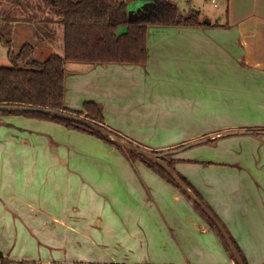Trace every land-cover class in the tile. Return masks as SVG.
I'll use <instances>...</instances> for the list:
<instances>
[{
  "label": "crops",
  "instance_id": "crops-1",
  "mask_svg": "<svg viewBox=\"0 0 264 264\" xmlns=\"http://www.w3.org/2000/svg\"><path fill=\"white\" fill-rule=\"evenodd\" d=\"M222 2L205 28L150 29L145 67L68 63L65 106L95 102L114 133L172 151L176 173L245 261L264 264V0ZM62 19L42 0H0V34L16 52L30 44L34 57L64 56ZM8 53L0 44L1 65ZM20 241L43 247L46 264H235L192 202L141 160L79 130L6 115L0 255L18 261Z\"/></svg>",
  "mask_w": 264,
  "mask_h": 264
},
{
  "label": "trees",
  "instance_id": "trees-1",
  "mask_svg": "<svg viewBox=\"0 0 264 264\" xmlns=\"http://www.w3.org/2000/svg\"><path fill=\"white\" fill-rule=\"evenodd\" d=\"M42 1L47 7L54 9L63 18L64 56L51 55L45 61L39 62L34 57L35 49L32 45L25 44L16 52L13 43L0 34V44L8 48V58L11 64L8 67H0V106H26L65 112L83 117L97 125L105 127L111 132L113 131L108 128L103 109L99 104L87 102L80 112H73L66 108L67 64H116L145 67L150 59L148 45L150 29L207 27L205 23L200 22L198 13L184 17L180 14L176 4L170 0ZM135 4H140L141 6L132 8ZM6 115H20L36 120L55 122L69 129L79 130L96 136L118 148L130 160H141L162 178L176 186L192 202L211 227L218 233L225 248L230 252L225 239L216 225L182 191L171 176L155 162L124 150L110 139L72 122L43 114L0 112V116ZM152 152L159 154L166 151ZM163 160L175 171V163L178 160L171 159V155L166 156ZM179 177L201 199L186 179L181 176ZM232 241L244 264H248L235 241L233 239ZM230 255L235 264H237L231 252ZM7 263L8 261L3 255H0V264Z\"/></svg>",
  "mask_w": 264,
  "mask_h": 264
},
{
  "label": "water",
  "instance_id": "water-1",
  "mask_svg": "<svg viewBox=\"0 0 264 264\" xmlns=\"http://www.w3.org/2000/svg\"><path fill=\"white\" fill-rule=\"evenodd\" d=\"M205 24L210 25V21H206ZM0 112L7 113H20V114H43L46 116H50L52 118L65 120L68 122H72L83 127H86L93 132L100 134L101 136L110 139L112 142L127 150L129 152L135 153L136 155L143 157L145 159L151 160L161 166L173 179V181L182 189V191L205 213V215L216 225V227L221 232L223 238L225 239L230 252L237 264H244L238 250L236 249L232 239L230 238L228 232L224 228L223 224L220 220L214 215V213L210 210V208L184 183V181L179 177V175L171 169L165 162L164 158L168 155L172 154V151H166L164 153H153L152 151L143 149L123 137L118 136L117 134L111 132L110 130L97 125L83 117H79L77 115L59 112L51 109H42L35 107H26V106H13V105H4L0 106ZM203 142H197L195 144H201Z\"/></svg>",
  "mask_w": 264,
  "mask_h": 264
},
{
  "label": "rangeland",
  "instance_id": "rangeland-1",
  "mask_svg": "<svg viewBox=\"0 0 264 264\" xmlns=\"http://www.w3.org/2000/svg\"><path fill=\"white\" fill-rule=\"evenodd\" d=\"M173 1L179 9L182 16H190L194 13H198L202 22L206 21L219 22L218 16L223 14L225 10V3L219 2L218 8H215L210 0H171ZM140 4H135L132 8L140 7ZM52 9V8H50ZM15 44V43H14ZM13 44V45H14ZM16 46V44H15ZM47 57L45 55H37L35 59L39 62H43ZM10 61L4 65L0 64V67L10 66ZM1 243V242H0ZM18 253L12 256V258H17L18 261L8 262L7 264H46V259L48 258L46 250L42 247V250L35 243L24 241L17 244ZM21 254H19V250ZM49 250V249H48Z\"/></svg>",
  "mask_w": 264,
  "mask_h": 264
},
{
  "label": "built area",
  "instance_id": "built-area-1",
  "mask_svg": "<svg viewBox=\"0 0 264 264\" xmlns=\"http://www.w3.org/2000/svg\"><path fill=\"white\" fill-rule=\"evenodd\" d=\"M221 1H224V0H210V2L213 4V6L215 8H218L219 2H221Z\"/></svg>",
  "mask_w": 264,
  "mask_h": 264
}]
</instances>
